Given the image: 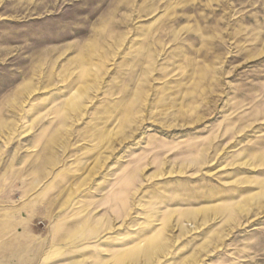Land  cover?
Instances as JSON below:
<instances>
[{
  "label": "rangeland",
  "instance_id": "1",
  "mask_svg": "<svg viewBox=\"0 0 264 264\" xmlns=\"http://www.w3.org/2000/svg\"><path fill=\"white\" fill-rule=\"evenodd\" d=\"M0 264H264V0H0Z\"/></svg>",
  "mask_w": 264,
  "mask_h": 264
}]
</instances>
